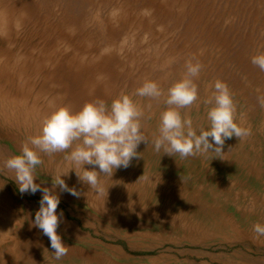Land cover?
Wrapping results in <instances>:
<instances>
[{
	"label": "rangeland",
	"instance_id": "374dc122",
	"mask_svg": "<svg viewBox=\"0 0 264 264\" xmlns=\"http://www.w3.org/2000/svg\"><path fill=\"white\" fill-rule=\"evenodd\" d=\"M0 15L1 99L26 97L47 115L96 99L110 106L126 92L144 112L149 141L128 167L100 174L102 192L74 170L63 177L80 195L55 189L63 212L57 232L69 246L55 260L49 238L32 223L42 193L21 194L3 166L39 133L40 112L35 107L29 122L11 124L0 112V183L21 209L20 237L35 264H264V237L252 231L264 224V71L251 63L264 52V0H0ZM189 60L202 68L198 99L182 115L208 129L205 101L220 79L251 134L226 139L222 152L181 158L156 152L152 140L167 90ZM145 79L159 83L161 97L134 95ZM65 155L41 153L34 175L42 188L70 166Z\"/></svg>",
	"mask_w": 264,
	"mask_h": 264
},
{
	"label": "clouds",
	"instance_id": "9594fccd",
	"mask_svg": "<svg viewBox=\"0 0 264 264\" xmlns=\"http://www.w3.org/2000/svg\"><path fill=\"white\" fill-rule=\"evenodd\" d=\"M251 63L264 71V52L253 55ZM201 68L199 61H187L184 74L168 88L164 100L168 107L160 113L158 135L152 140L156 152L163 150L171 156L179 154L181 158L209 150L222 152L226 139L235 136L240 140L251 134L242 119L237 122V106L232 92L220 79L214 82L212 95L205 101L211 105L207 112L208 129L195 128L192 119L182 115L180 109L191 106L198 99L195 78ZM134 95L157 99L162 96V90L157 81L145 79ZM143 116L144 112L133 95L126 92L115 97L110 106L102 99L87 101L77 111L67 105L54 106L42 119L39 133L28 137L19 154L3 161V166L15 174L14 181L21 194L42 193L32 223L49 238L55 260H60L69 251V246L57 232L63 212H57L60 195L55 189L59 186L61 192L67 191L78 197L80 193L63 179L74 170L91 191H104L100 174L112 177L116 169L128 167L134 157L141 156L136 151L138 145L149 142L142 132ZM41 153L49 156L66 153L65 160L70 163L66 170L59 169L56 176H52L51 189L42 188L34 175L37 166L43 163ZM85 165L93 167L86 168ZM145 180H153V177H145ZM252 231L255 238L264 237V224L255 223Z\"/></svg>",
	"mask_w": 264,
	"mask_h": 264
},
{
	"label": "bare ground",
	"instance_id": "6f19581e",
	"mask_svg": "<svg viewBox=\"0 0 264 264\" xmlns=\"http://www.w3.org/2000/svg\"><path fill=\"white\" fill-rule=\"evenodd\" d=\"M2 22L3 20H1L0 26L4 24ZM2 98H0V112L9 124H11L13 119L20 120L23 123L29 122L30 118L32 119V117L37 116L39 112L40 120L42 121L47 112L46 110L41 112L38 109L36 101V103H30L28 98L23 96L13 97L4 95ZM35 107H37L38 114ZM33 113L34 115L32 116ZM37 126L40 128L41 123L35 125V130H38ZM20 211L19 205L10 197L9 193L0 183V264H35V260L26 255L29 250L28 244L24 241L23 237H20L22 236L24 223L22 222V217L19 215L21 214ZM4 214L9 215L8 222L6 221L7 218L5 221L1 219ZM9 222L12 225L11 227L7 226Z\"/></svg>",
	"mask_w": 264,
	"mask_h": 264
}]
</instances>
